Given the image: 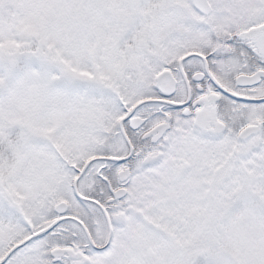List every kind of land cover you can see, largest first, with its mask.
Instances as JSON below:
<instances>
[{"label": "snow or ice", "instance_id": "snow-or-ice-1", "mask_svg": "<svg viewBox=\"0 0 264 264\" xmlns=\"http://www.w3.org/2000/svg\"><path fill=\"white\" fill-rule=\"evenodd\" d=\"M0 264H264V0H0Z\"/></svg>", "mask_w": 264, "mask_h": 264}]
</instances>
